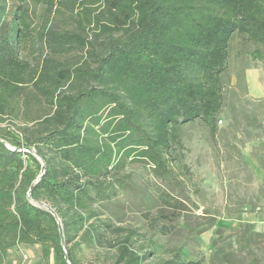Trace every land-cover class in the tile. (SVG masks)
Segmentation results:
<instances>
[{
  "label": "trees",
  "instance_id": "16d2710c",
  "mask_svg": "<svg viewBox=\"0 0 264 264\" xmlns=\"http://www.w3.org/2000/svg\"><path fill=\"white\" fill-rule=\"evenodd\" d=\"M64 9L81 33L49 28ZM94 31L100 51L86 49ZM235 34L264 60V0H0V264L20 245L82 264L74 248L92 243L115 248L114 264L150 260L144 236L95 205L117 195L108 177L128 159L171 174L184 125L216 136ZM75 46L86 59L68 66ZM22 113L37 130L20 137L4 124ZM181 254L151 264H201Z\"/></svg>",
  "mask_w": 264,
  "mask_h": 264
},
{
  "label": "rangeland",
  "instance_id": "374dc122",
  "mask_svg": "<svg viewBox=\"0 0 264 264\" xmlns=\"http://www.w3.org/2000/svg\"><path fill=\"white\" fill-rule=\"evenodd\" d=\"M37 14L42 19L43 10L37 8ZM78 16L64 9L52 15L49 28L81 33ZM95 34L89 32L92 45L86 49L100 51L106 38ZM255 49L238 34L230 41L224 108L214 138L196 120L182 127L171 174L158 176L150 165L128 159L109 175L118 193L95 207L114 228L144 236L146 250L155 252L144 264L171 258L178 250L201 264H264V60L255 57ZM86 56L75 46L60 58L70 66ZM4 126L20 137L37 130L23 113ZM14 138L6 140L11 148L17 146ZM115 252L107 243L74 248L82 264H114ZM8 262L44 264L42 248L20 245L10 251Z\"/></svg>",
  "mask_w": 264,
  "mask_h": 264
},
{
  "label": "water",
  "instance_id": "95a60500",
  "mask_svg": "<svg viewBox=\"0 0 264 264\" xmlns=\"http://www.w3.org/2000/svg\"><path fill=\"white\" fill-rule=\"evenodd\" d=\"M49 208V207H48ZM50 209V208H49ZM66 259H67V257H66ZM67 262H68V264H71L69 261H68V259H67Z\"/></svg>",
  "mask_w": 264,
  "mask_h": 264
}]
</instances>
